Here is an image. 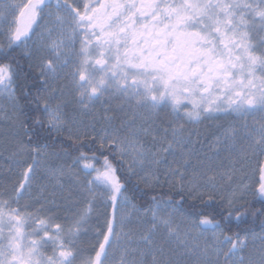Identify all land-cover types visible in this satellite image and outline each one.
I'll return each mask as SVG.
<instances>
[{
    "label": "snow or ice",
    "instance_id": "obj_1",
    "mask_svg": "<svg viewBox=\"0 0 264 264\" xmlns=\"http://www.w3.org/2000/svg\"><path fill=\"white\" fill-rule=\"evenodd\" d=\"M0 37L15 176L0 191V264H264V162L222 197L225 215L212 203L224 174L209 155L264 158V0H0ZM62 81L81 111L115 100L131 120L82 130ZM221 115L244 123L218 126L205 147L194 125ZM65 177L76 198L61 220L44 193ZM100 207L86 254L81 234Z\"/></svg>",
    "mask_w": 264,
    "mask_h": 264
},
{
    "label": "rangeland",
    "instance_id": "obj_2",
    "mask_svg": "<svg viewBox=\"0 0 264 264\" xmlns=\"http://www.w3.org/2000/svg\"><path fill=\"white\" fill-rule=\"evenodd\" d=\"M0 39L3 38L0 37ZM61 86L65 88V96L68 101L66 106V114L70 121L74 120L76 122V126L80 127L82 130L87 129L90 132H92L94 129L93 134L95 133L103 134L102 133L103 129L111 130L112 128H119L118 126L113 124L114 118L118 119L122 117V114L118 109V106L114 107L115 109H111L110 107L109 109H107L104 107V113H103L104 121L99 120L97 118L96 112H91V114L87 117L86 114H83V112L86 113V111L85 110L81 111L80 109H78V107L74 105V102L71 101V99H69L70 94H69V90H66L67 85L65 84V81H62ZM115 114L117 115V117L115 116ZM140 115L141 114H139L138 116ZM131 118L132 115L126 114L120 120L122 123L126 120L130 121ZM93 119H95L94 122L92 121ZM0 120H6V119L0 116ZM109 120H111V123H109ZM7 121L9 120L0 122V129L2 130L5 128L7 129L8 126H10L9 130H11V122H7ZM137 122H139V120ZM243 123L244 122H242L240 125H242ZM195 130L200 133L199 139L201 140L202 143L205 144V147L207 142H210L211 139H214L213 134L217 133V130L210 128L208 129L199 128ZM8 133L9 131L6 132L3 137L6 138ZM193 139H196V137H193ZM3 145L4 143L0 141V152H3ZM7 155H8L7 152H3V156H0V163H6V168L0 170V179H2V182L4 184H6L9 188H11L12 183L15 182V176L12 172H9L7 170V165L11 163L9 160L6 159ZM209 155L214 158V161L216 163V166L219 168L220 173L224 174L223 180H221L220 177L217 176L218 186L214 193L217 199L222 203H223L222 197H227L233 189L243 184L252 183L255 179H258V166L260 163L264 162V158L258 156H252L250 154L245 158L238 159L237 154L229 153L224 150H221V155L219 159H216L214 151L210 152ZM61 157H63V155H61ZM68 159L70 162L71 158ZM230 160L236 161L234 168L229 163ZM59 162L60 161H57V163ZM221 162H222V166H221ZM62 182L64 185L63 189L59 187L53 188L52 186H49L44 193L45 197H47L45 206L50 210H56V206L60 207L61 203L65 210L73 206V203L76 198V193L72 187L71 178L65 177ZM39 183H45V181H39ZM36 192L37 189L34 187L33 193L35 194ZM103 211L104 209L100 207L92 213L89 221L90 227L87 233H92L96 235V230L98 229L99 225L103 224V216H102ZM68 214L70 213L68 212ZM133 223H135V220L133 221ZM261 232L262 230L256 234L259 235ZM211 235L212 233L209 232L208 236L211 237ZM249 237L251 243V235ZM122 243H126V242H122ZM255 243L258 245L259 241L257 240Z\"/></svg>",
    "mask_w": 264,
    "mask_h": 264
},
{
    "label": "flooded vegetation",
    "instance_id": "obj_3",
    "mask_svg": "<svg viewBox=\"0 0 264 264\" xmlns=\"http://www.w3.org/2000/svg\"><path fill=\"white\" fill-rule=\"evenodd\" d=\"M53 3H54V0H53ZM77 47H78V45H77ZM65 84L67 85L66 90H69V94H70L69 99H71V101H73L70 82L65 81ZM119 104H120V102L115 101V100H112L111 102H107V103L106 102L97 103L90 110H85L86 113L83 112V114H86V116L88 117L91 114V112H96L97 113V118L99 120H103L104 121V118H103L104 117V114H103L104 113V107L107 108V109H109V107L111 109H115L114 107L118 106V109L120 111ZM74 105H75V103H74ZM136 111H137L138 115L139 114L147 115L146 110H136ZM120 113L122 114V117L125 116L126 114L132 115V112L128 111L127 109L125 111H123V112L120 111ZM115 116L117 117L116 114H115ZM122 117H120L118 119L114 118L113 124L118 126V127H120V125H121V120L120 119ZM160 119H166V115L164 113H161L160 114ZM92 121L94 122L95 119H93ZM242 122H244V121L234 120L232 116H223V115H221L220 119H217V120H205V121H203L200 124L194 125V128L195 129H199V128H201V129L202 128H207L208 129V128H210V129L217 130L218 126H227L230 123H236L237 125H240ZM247 122L249 124H252L253 120L251 118H248ZM86 139H87V141H90L89 138H86ZM68 141L71 142L70 145H72V141H70V140H68ZM71 150H72V148H69V151H71ZM0 165H5V167L0 168V170H2L3 168L4 169L6 168V163H0ZM5 187H7L10 190V188L6 184H4L2 182V179H0V191H3ZM25 202L34 203V201L22 200L21 204L23 205ZM37 207H38V205H37ZM48 215H50V216H59L61 218V220H63L66 216H68L70 214H68V212L63 208L62 203H61L60 207L56 206V210L49 211ZM94 235L95 234H92V233H82L81 234L80 246H81V248L83 249V251L86 254L91 251V246H92L93 243H95V240L93 239ZM118 255H119V251H117V256Z\"/></svg>",
    "mask_w": 264,
    "mask_h": 264
},
{
    "label": "trees",
    "instance_id": "obj_4",
    "mask_svg": "<svg viewBox=\"0 0 264 264\" xmlns=\"http://www.w3.org/2000/svg\"><path fill=\"white\" fill-rule=\"evenodd\" d=\"M10 129V126H8V128L6 129H0V141L1 142H3V143H5L6 142V138L5 137H3L4 135H5V133L6 132H8V131H10L9 130ZM64 145H65V147L66 148H68V146H70V143L71 142H69L67 139H64ZM91 143V140L90 141H87V139L85 140H83V144H85V145H87V144H90ZM74 146V145H73ZM85 151H87V148H85L84 149ZM61 155H63V153H61ZM70 158V157H69ZM257 177V176H256ZM165 191H167V189H165ZM247 200L249 201V204H250V207H251V210H255V209H259L260 208V206H261V204H260V201L258 200V198H256V197H253V196H249V197H247ZM140 203H142V202H140ZM213 204H215L216 205V209H215V211L216 212H220V211H225V215H226V210H224V209H221L220 207H219V205L222 203V202H220L218 199L216 200V201H213L212 202ZM196 207H197V209H202V208H204V205H202V204H197L196 205ZM185 211H190V209H188L187 207L185 208ZM207 211H212V209H207ZM218 220L220 219V217L217 215V217H216ZM248 221H249V226L251 227V228H253L254 230H255V233H259L262 229H261V227H260V222L257 220V221H255L254 223H253V220H252V217L251 216H249L248 218ZM222 223H224L223 221H222ZM236 221L233 219V221H232V231H233V233H235L236 231H242L241 229H238L237 227H236ZM242 234H244L243 233V231H242ZM251 235V233H249V236Z\"/></svg>",
    "mask_w": 264,
    "mask_h": 264
},
{
    "label": "bare ground",
    "instance_id": "obj_5",
    "mask_svg": "<svg viewBox=\"0 0 264 264\" xmlns=\"http://www.w3.org/2000/svg\"><path fill=\"white\" fill-rule=\"evenodd\" d=\"M4 121H6V120H0V122H4ZM7 122H11V121H7Z\"/></svg>",
    "mask_w": 264,
    "mask_h": 264
}]
</instances>
